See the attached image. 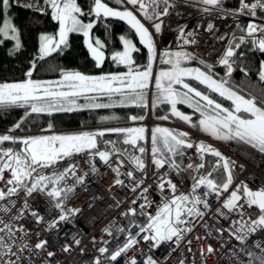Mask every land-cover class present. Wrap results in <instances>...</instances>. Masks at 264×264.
Here are the masks:
<instances>
[{
    "label": "snow or ice",
    "instance_id": "6c2138e0",
    "mask_svg": "<svg viewBox=\"0 0 264 264\" xmlns=\"http://www.w3.org/2000/svg\"><path fill=\"white\" fill-rule=\"evenodd\" d=\"M191 2L194 6H201L205 14L215 12L220 19L232 18L235 23V31L218 37L227 40L225 50L217 60L224 66L223 77L215 71V64L188 50L187 46L195 45L197 40L195 30H188L187 25L177 28L178 50L158 49L154 37L162 33L164 18L180 6L179 0H91L87 10L78 0H0V46L13 41L9 55L23 47L21 30L9 14L13 6L44 15L51 10L52 20L58 23L55 34L39 35L38 54L30 62L26 79L0 82V109L13 106L25 109L24 116L6 133L0 134V264H24L30 256L25 257L23 253L33 251L43 252L45 264H51L56 253L48 250L49 241L36 232V242H26L25 237L31 234L22 221L31 216L37 225L45 226V231L57 233L64 225H74L82 209L70 206L69 201L77 189L86 184L90 173H98L97 158L114 173L110 188H127L135 195L129 206L118 213L126 220L124 225L117 227L109 223L100 230L99 240L91 237L90 242L97 255L90 264H104L105 259L109 264H119L121 260L123 264H161L152 254L129 255L142 243L149 245V253L171 243L170 255L182 247L190 254L192 240L189 235L197 227L208 228L210 212L211 218L227 222V227L216 228L215 232L221 238L225 232L228 233V239L221 246L231 244L230 259L234 264H264V187L253 190L247 183L235 184L237 162L212 145L204 142L194 145L188 132L160 125L151 129L140 125L61 134L52 131L54 126L49 122L44 130L46 134H13L21 130L33 114L130 106L155 110L167 105L168 113L158 116V120L178 118L192 127L198 126L216 139L234 141L242 148L264 156V59L259 61L255 84L242 87L232 81L233 72L240 67L237 61L242 63L245 58V52L239 51L242 46H247L248 51L264 54V0H237L234 8L226 7L225 0ZM82 17H88L87 22ZM241 17H249L246 27H241ZM108 18L126 21L134 30L139 44L147 50L145 64H137L134 59V54L141 51L137 43L127 35H120L122 50L113 51L110 58L114 63L125 66L127 71L87 75L61 69L57 80L32 79L39 61L60 54L70 46L71 33L83 35L96 67H102L107 45L93 36L92 30L100 20ZM257 19L261 22L257 23ZM108 27L105 23V28ZM205 31H216L215 24L208 22ZM236 31L243 34L237 36ZM197 60L202 67L186 66L187 62ZM240 70L246 79H250V69L240 67ZM187 80L203 85L205 90ZM153 85L155 92L149 96ZM213 93L230 101L231 106L225 107L213 98ZM80 97L87 103L77 104ZM104 98H107V103L102 102ZM178 104L187 105L193 110V115L199 113L198 125L193 121V115L178 109ZM101 119L118 121L121 118L112 115ZM127 119L143 121L145 115H130ZM106 134H115L123 139L104 141L101 138ZM5 144L10 146L5 147ZM101 144L109 147L101 148ZM122 145L130 146L132 151ZM194 147L200 162H190L186 168L195 170L197 174L193 177L191 190L179 192L170 173L184 170L186 150ZM82 153L86 155L85 163L88 165L83 173L74 159ZM209 155L216 158L215 162L206 159ZM149 162L156 170L157 188L161 193H172L170 197L163 198L154 213L147 211L152 206L148 199L151 185L145 186ZM165 167L169 171L160 175L159 170ZM239 167L243 169L244 165ZM200 189L204 191L201 193ZM37 194L45 197L47 219L29 202ZM212 195L219 202L215 209L208 200ZM112 206L122 208L120 201H113ZM253 207L257 209L255 214L250 211ZM139 217H144L146 223L138 222ZM78 235L73 234L71 242L62 245L64 253L79 249L82 255L87 254V246L82 245ZM211 236L212 232H208L207 236H197L196 239ZM112 243H116L114 249L109 248ZM216 251L212 244H208L206 249H200V256L205 258ZM178 264H186V260L182 259ZM192 264H196L195 259ZM201 264H206V259H202Z\"/></svg>",
    "mask_w": 264,
    "mask_h": 264
},
{
    "label": "built area",
    "instance_id": "2783aa9c",
    "mask_svg": "<svg viewBox=\"0 0 264 264\" xmlns=\"http://www.w3.org/2000/svg\"><path fill=\"white\" fill-rule=\"evenodd\" d=\"M179 4L180 6L178 8L172 10V15L164 18L165 24L162 33L156 34L154 37L158 49L161 51L166 49L178 50L180 41L178 40L177 28L178 26L187 25L188 30H195V38L197 40L195 45L187 46L188 50L196 53L208 63H213L215 66L218 65V57L224 52L227 44V40H220L218 37L230 35L235 31V23L233 19H220L215 12L205 14L202 11L201 6H194L191 0H179ZM225 6L234 8L237 6V0H225ZM248 21L249 17H241L239 21L241 27H246ZM208 22H213L215 24L216 31L211 33L205 31ZM260 22L261 21L257 20V23ZM237 34L242 35L243 33L236 31V35ZM143 122L148 128L156 123L151 116H148ZM169 125L174 129L188 132L189 139L194 145H198L200 142H204L206 145H212L220 150L225 156L236 161L237 167L235 168V172L237 174V179L234 181L235 184L244 182L253 190L264 187V171L259 167L260 161L246 150L233 142L212 139L183 125ZM13 134H15V132ZM104 147L109 146L103 145L101 148ZM126 147L129 151H132L130 146ZM243 152L250 155V161L244 160L246 157L242 155ZM185 156L187 157V164L190 162H200L195 147L186 150ZM74 159L79 163L81 173H83V171L88 168L87 163H85L86 155L82 153L75 156ZM241 164L244 165L243 169L239 167ZM96 165L99 169L98 173H90L86 184L78 188L74 197L69 201L70 206L82 209V212L76 217L74 225H64L57 233L55 231H45V226L43 224L37 225L31 216H28L26 221H22V223L26 224V230L31 234L30 236L25 237L26 242L34 244L37 240V237L34 235L36 232L41 233V238L49 241L48 250L56 253L51 264H90L92 258L97 255L90 242L91 237L95 236L97 240H99L101 237L100 230L109 223H113L117 227L126 223V220L118 213L129 206L130 200L135 194L129 189L119 186L110 188L109 186L114 179V173L109 168L105 167L98 158L96 160ZM61 166H63V163ZM168 171L169 169L165 167L159 170V174L163 175V173ZM190 171V174H186L185 172L170 173L172 181L177 185L179 192L186 193L191 190L193 177L197 173L195 170ZM155 177L156 170L149 162L145 186L151 185L148 199L152 202V206L147 209V211L153 213L162 203L164 197H170L172 195L170 191H165L163 193L160 192L157 188V180ZM200 191L202 193L204 189H200ZM208 200L213 209L219 206V202L215 195L208 197ZM113 201H120L122 208L117 209L113 207ZM29 202L33 209H37L41 215H44L46 219L48 218L45 197L37 194L34 199H31ZM140 202L142 203L143 201ZM89 204L92 206L89 207ZM250 211L255 214L257 209L253 207ZM211 216L212 214L210 212V218L207 220V229L197 227L195 232L189 235V238L192 240V252L190 254L182 247L170 255V249L173 247V244L171 243L164 244L159 249H154L149 253V245L147 243H142L140 248L133 249L129 252V255H132L133 253H140L142 255L152 254L155 258L161 261V264H178L182 259L186 260V264H192L193 259H195L196 264H201L202 259H206V264H234V261L230 259L229 248H231V244L224 247L221 246L224 244V241L228 239V233L225 232L223 238H221L215 232L216 228L227 227V222L213 219ZM138 222L146 223V220L144 217H139ZM133 231H135V229H133ZM208 232H212L211 237L202 240L196 239L197 236H207ZM75 233H79L77 238L81 239L82 245L87 246V254L82 255L79 249H76L72 253H64L61 250V247L65 242H71L72 235ZM108 239H111V237H108ZM208 244H212L217 251L215 254L207 255L205 258H202L200 256V249L202 247L206 249ZM115 247L116 243L109 245L110 249H114ZM141 249H143L142 253ZM23 255L25 257L30 256V259H26L24 264H45L43 252H25ZM104 264H109V262L105 259ZM119 264H123V260H121Z\"/></svg>",
    "mask_w": 264,
    "mask_h": 264
},
{
    "label": "trees",
    "instance_id": "16d2710c",
    "mask_svg": "<svg viewBox=\"0 0 264 264\" xmlns=\"http://www.w3.org/2000/svg\"><path fill=\"white\" fill-rule=\"evenodd\" d=\"M90 2L91 0H78V3L85 10L90 6ZM113 5L114 4H112V6ZM9 14L14 18L13 22L15 25L21 30L23 47L14 55H9V49L13 47L14 42L6 41L0 46V82H16L26 79L25 73L29 69L30 62L38 54L39 35L41 33L55 34L58 31V23L52 20L51 10L44 15L37 14L34 10L13 6L9 10ZM83 19L87 21L88 17H83ZM105 23L110 27L105 28ZM92 35H98V37L107 45L105 50L106 59L102 67H96V63L84 43L85 38L83 35L71 33L69 34L70 46L64 49L60 54H53L52 57L39 61L36 70L33 72L32 79L57 80L60 76L61 69L67 71H80L87 75L126 71L127 69L125 66L114 63L110 58L113 51L122 49L121 42L118 39L120 35H127L137 43L138 47H140L141 51L134 54L136 63L141 65L146 63L147 50L139 44L138 37L135 36L134 30L131 29L127 22L121 21L118 18H108L106 21L100 20L93 28ZM239 51L245 52V58L242 63L239 61L238 65L251 70L249 73L250 79H246L244 73L240 70V67H238V69L234 71L235 82L236 84H239V81L246 80L253 85L257 82L256 71L258 69L259 61L264 59V54L256 51H248L247 46H242ZM191 63L199 64L198 60L191 61ZM222 67L223 66H216L215 69L222 71ZM168 109L169 106L167 105H162L155 110L130 106L110 109L80 108L71 112H56L51 115L33 114L26 120L23 128L17 131L32 132L40 129H47L49 122L53 124V128L72 131H82L83 129L89 130L92 128L102 129V127H127L131 125L128 124V122H132L127 119L130 115H145L146 117L150 111L151 115L157 118L158 116L168 113ZM180 109L185 110L183 107H180ZM24 112V108L15 106L9 107L8 109H0V134H3L2 130H9L12 128L13 125L24 116ZM112 115L119 116L121 119L118 121L101 119V117ZM169 120L191 126L175 117H171ZM193 121L198 125L197 117H195ZM194 128L202 131L198 126ZM101 139L122 140L123 137H117L115 134H106ZM7 146L10 145L5 144V147ZM247 150L261 160L260 167L264 169V156L257 154L254 150ZM210 156L211 155L208 157L210 158ZM183 164L185 170L187 165L185 156Z\"/></svg>",
    "mask_w": 264,
    "mask_h": 264
},
{
    "label": "rangeland",
    "instance_id": "374dc122",
    "mask_svg": "<svg viewBox=\"0 0 264 264\" xmlns=\"http://www.w3.org/2000/svg\"><path fill=\"white\" fill-rule=\"evenodd\" d=\"M111 6H112V5H111ZM113 6H114V5H113ZM82 19H83V17H82ZM85 22H87V21H85ZM95 37H98V35H96ZM120 50H122V49H120ZM238 63H239V60L237 61V64H238ZM186 66H189V67H202L201 65H199V64H197V63H191V62H187ZM222 68H223L222 71L219 70V69H215V71H216V72L219 74V76H221V77H223L224 74H225L224 66H223ZM237 69H238V67L236 68V70H237ZM157 70H158V68H157ZM126 71H127V70H126ZM122 72H125V71H122ZM234 73H235V72H233V74H232V81H233L234 83H236V82H235ZM35 80H40V79H35ZM41 81H48V80H41ZM187 82L190 83V84H193L194 86H198L201 90H205L203 85H197L195 81L187 80ZM239 82H240V83H239L238 85H241L242 87L251 86V84H250L248 81H246V80H245V81H239ZM177 87L179 88L180 86H177ZM154 92H155V87H154V85H153V87H151L150 90H149V96H151V94L154 93ZM212 95H213V98H217L219 102H222L223 105H224L225 107H229V106H231V102H230V101L223 100V98H218V97H217V94H214V93H213ZM83 100H85L83 97L78 98V99H77V104H85V103H87V101H83ZM102 102L107 103V102H108L107 98H104ZM177 107H178L179 110L185 112V114H188V112H186V111L180 109V107H184V108L190 109V108H188L187 105H183V104H178ZM190 110H191V112H192V114H190V115H193V110H192V109H190ZM153 117H154V116H153ZM195 117H197V122H198V120H199V118H200L199 113L194 114V115H193V119H194ZM154 118L157 119L156 117H154ZM157 120H158V119H157ZM158 125H160V126H164V127H168L166 124H158ZM132 126H140V125H138V124H131L130 126H127V127H132ZM102 128H103V127H102ZM97 130H99V129H98V128H92V129H89V130L83 129L82 131L59 130L57 133H61V134H69V133H78V132H85V131H87V132H92V131H97ZM24 132H27V131H24ZM20 135H23V134H20ZM209 135H210V134H209ZM25 136H26V135H25ZM107 140H108V139H105L104 141H107ZM101 145H102V144H101ZM101 145H100V146H101ZM17 147H18V145H17Z\"/></svg>",
    "mask_w": 264,
    "mask_h": 264
},
{
    "label": "bare ground",
    "instance_id": "6f19581e",
    "mask_svg": "<svg viewBox=\"0 0 264 264\" xmlns=\"http://www.w3.org/2000/svg\"><path fill=\"white\" fill-rule=\"evenodd\" d=\"M242 155L246 157V158H244L245 161H250V158H249L250 155L249 154L243 152Z\"/></svg>",
    "mask_w": 264,
    "mask_h": 264
},
{
    "label": "crops",
    "instance_id": "0c3cea01",
    "mask_svg": "<svg viewBox=\"0 0 264 264\" xmlns=\"http://www.w3.org/2000/svg\"><path fill=\"white\" fill-rule=\"evenodd\" d=\"M125 22H126V21H125ZM183 108H184V107H183ZM184 109H185L184 111L188 112L189 115L192 114V112H191L190 109H187V108H184Z\"/></svg>",
    "mask_w": 264,
    "mask_h": 264
}]
</instances>
